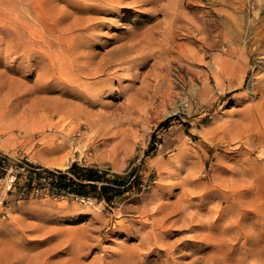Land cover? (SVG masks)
<instances>
[{
    "label": "rangeland",
    "instance_id": "374dc122",
    "mask_svg": "<svg viewBox=\"0 0 264 264\" xmlns=\"http://www.w3.org/2000/svg\"><path fill=\"white\" fill-rule=\"evenodd\" d=\"M262 103L264 0H0V152L126 177L0 205V264H264Z\"/></svg>",
    "mask_w": 264,
    "mask_h": 264
},
{
    "label": "built area",
    "instance_id": "2783aa9c",
    "mask_svg": "<svg viewBox=\"0 0 264 264\" xmlns=\"http://www.w3.org/2000/svg\"><path fill=\"white\" fill-rule=\"evenodd\" d=\"M65 170L49 168L28 160L23 154L0 152V205L2 210L12 202L58 195L67 192L61 185Z\"/></svg>",
    "mask_w": 264,
    "mask_h": 264
},
{
    "label": "trees",
    "instance_id": "16d2710c",
    "mask_svg": "<svg viewBox=\"0 0 264 264\" xmlns=\"http://www.w3.org/2000/svg\"><path fill=\"white\" fill-rule=\"evenodd\" d=\"M65 172L71 176L63 174L66 178L61 182L64 189L82 196L94 195L106 202L119 195L126 183V177L120 174L114 173L111 178H105L100 170L92 166H82L76 162H72ZM98 182L101 184L98 185Z\"/></svg>",
    "mask_w": 264,
    "mask_h": 264
},
{
    "label": "bare ground",
    "instance_id": "6f19581e",
    "mask_svg": "<svg viewBox=\"0 0 264 264\" xmlns=\"http://www.w3.org/2000/svg\"><path fill=\"white\" fill-rule=\"evenodd\" d=\"M147 39V38H146ZM130 43V42H129ZM138 44H139V41H136V42H133V43H130V44H127V45H122L123 47H117V48H113V50H110V51H108L107 53H108V58L103 62V64L99 67V68H97L96 69V72L98 71V72H101L100 74H102V73H104L105 72V70L109 67H111L112 65H114V64H117V65H119L120 63H123L124 62V60H128L129 58L127 57V56H122L123 54H125V53H127V52H132V51H135L136 50V48H138L137 46H138ZM148 45V44H147ZM140 54V53H139ZM164 56V55H163ZM124 58H126V59H124ZM86 68V66L85 65H83V66H81V68ZM105 75V74H104ZM100 78H96V79H94V80H99ZM70 88H73L74 87V85H71V86H69ZM262 104H264V103H262ZM262 108H264V107H262ZM248 111V110H247ZM249 118H250V116H249ZM243 119V118H242ZM243 121H245V120H243ZM230 132V131H229ZM236 134V133H235ZM235 137V136H234ZM237 137V136H236ZM62 155V154H61ZM66 155V154H65ZM57 157L58 158H60V156L59 155H57ZM62 158V157H61Z\"/></svg>",
    "mask_w": 264,
    "mask_h": 264
}]
</instances>
